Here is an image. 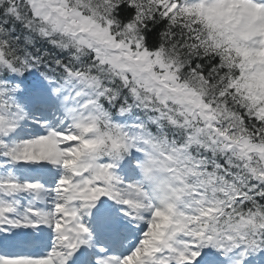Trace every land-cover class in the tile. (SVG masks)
Returning <instances> with one entry per match:
<instances>
[{
  "label": "snow or ice",
  "instance_id": "6c2138e0",
  "mask_svg": "<svg viewBox=\"0 0 264 264\" xmlns=\"http://www.w3.org/2000/svg\"><path fill=\"white\" fill-rule=\"evenodd\" d=\"M0 264H264V0H0Z\"/></svg>",
  "mask_w": 264,
  "mask_h": 264
}]
</instances>
